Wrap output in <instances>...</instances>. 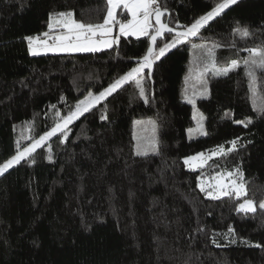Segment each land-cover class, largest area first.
I'll return each instance as SVG.
<instances>
[{
  "label": "trees",
  "instance_id": "16d2710c",
  "mask_svg": "<svg viewBox=\"0 0 264 264\" xmlns=\"http://www.w3.org/2000/svg\"><path fill=\"white\" fill-rule=\"evenodd\" d=\"M217 2L159 0L172 27L191 25ZM106 8V0H0V163L17 141L23 147L38 138L57 112L64 116L145 54L149 36H121L97 52L29 54L25 38L49 31V14L73 11L79 21L102 23ZM237 27L251 35L240 38ZM190 39L203 47L186 41L154 65L144 81L148 104L126 84L70 125L66 138L57 134L37 149L35 163L0 176V264H264V210L237 212L234 197L211 199L197 187L201 174L239 167L247 198L264 199V113L254 109L243 69L244 49L264 46V0H239ZM214 45L219 66H241L227 76L205 74L207 98L198 96L196 106L207 135L189 139L192 107L182 91L204 60L210 65ZM256 74L259 104L264 72ZM138 117L156 121V152L134 154ZM247 119V128L234 122ZM237 137L236 151L204 169L184 165V157L227 149Z\"/></svg>",
  "mask_w": 264,
  "mask_h": 264
},
{
  "label": "snow or ice",
  "instance_id": "6c2138e0",
  "mask_svg": "<svg viewBox=\"0 0 264 264\" xmlns=\"http://www.w3.org/2000/svg\"><path fill=\"white\" fill-rule=\"evenodd\" d=\"M239 0H218L217 3L207 11L205 14L195 19L189 26L177 25V27H183L182 31H176L175 36L169 42L163 44L158 48H154L159 37H163L165 33H172L173 28L169 27L168 22H164L162 17L165 16L167 9L162 8L159 0H106V14L104 15L102 23L83 22L74 18L73 11L57 12L49 14L48 29L49 31L42 33L43 37L47 39H41L37 37H26L29 42L30 54L36 55L41 51L44 52H97L102 49L111 48L113 45L119 43L121 36H135L137 38L142 36H150L151 42L147 48L145 54L137 60L135 67H132L124 75L115 79L107 88L98 94L89 93L84 99L79 100L74 108L70 109L66 116H60L57 112L59 119L55 123V126L50 130L45 131L38 139H32L31 143L27 146H21L17 141L15 154L10 156L3 163H0V176L7 173L14 166L19 165L22 161H30L35 163L34 153L37 149L45 145L53 136L59 133L62 137L68 136L69 126L72 125L79 118L83 117L85 113H89L96 105L100 104L107 97L117 92L124 85L133 83L138 89L139 98L148 104L149 98L146 95V88L144 81L152 79L153 68L157 61H161V58L177 45H180L188 40L189 37H196L200 34L201 29L205 28L210 21L219 17L230 6L235 5ZM118 9L123 11L131 17L126 22L117 19ZM153 20L155 23L153 24ZM119 26V35L113 36V27ZM60 31L56 35H50V32ZM233 33L240 38H248L251 33L246 27H237L233 29ZM53 41L51 44L48 41ZM34 43L37 45L34 47ZM193 48L203 47V45H192ZM216 47L220 45H214L213 49L208 51V56L211 59L210 65H205L202 71L198 73V79L202 84V90L199 95L207 98L208 88L207 79L205 74L211 72L213 76H227L230 72L239 68L240 62L237 60H231L226 66H219L216 60L215 51ZM248 52V56L243 58V69L246 77L249 81V92L253 99V106L255 110L264 113V96H259V104L256 103L257 99V70L264 72V46L253 47L244 49ZM162 62V61H161ZM147 70V71H145ZM63 99V98H61ZM187 103L193 105L195 108L196 101L194 98L185 95ZM227 115V114H226ZM102 120L107 119V116L102 115ZM195 119V116H194ZM203 115L200 116L197 122V128H189L187 131L190 134L196 132L199 135H207L204 130ZM237 124H242L245 128L253 123L251 119L234 121ZM145 122L134 121V127L141 125ZM151 126V135L146 138L138 137L136 133H133V139L137 141L134 154L137 156L147 155L149 150L156 152L158 150V141L156 140V128L157 123L154 120L146 122ZM240 137L229 141L231 147L225 149L224 145H217L216 149L211 150L208 154L204 152L196 153L195 155L187 156L183 159L185 166H188L189 170L197 171L204 169L208 166L209 161H212L216 157H223L229 153L236 151ZM64 142L63 139L60 140ZM51 160V156L48 157ZM197 187L201 192H204L208 198L220 199L222 197H234L236 200L242 202L236 206L237 212L255 213L257 211V204L253 199L247 198V186L244 179V174L237 167L235 170H229L225 172L215 173L211 177H204L203 174L197 177ZM260 210H264V201L259 202ZM228 233L234 236V230L229 227ZM235 243V239L231 240ZM247 243V241H245ZM260 247V245H256Z\"/></svg>",
  "mask_w": 264,
  "mask_h": 264
},
{
  "label": "rangeland",
  "instance_id": "374dc122",
  "mask_svg": "<svg viewBox=\"0 0 264 264\" xmlns=\"http://www.w3.org/2000/svg\"><path fill=\"white\" fill-rule=\"evenodd\" d=\"M118 11V13H120L118 16H117V19H120V20H123V21H127L128 19H131V17L130 16H128L124 11H123V9H118L117 10ZM60 30H58L57 32H50V35H56V34H58V32H59ZM117 35H119V26L118 25H115L114 27H113V36L115 37V36H117ZM38 35H35V36H32V37H37ZM175 35H172V38L170 39V40H168L167 42H169V41H171L172 39H173V37H174ZM42 40L43 39H47L46 37H43V36H39ZM135 37V36H134ZM187 41H190V42H192L191 41V39L190 38H188V40ZM53 41H51V40H49L48 41V43L49 44H51ZM186 42V41H185ZM200 42V41H199ZM166 43V42H165ZM193 44H196V42L194 43V42H192ZM202 43V42H201ZM27 45H28V52H29V42H28V40H27ZM34 47H36L37 45L34 43V45H33ZM53 53H73V52H44V51H41L39 54H53ZM29 54H30V52H29ZM31 55H33V54H31ZM36 55H38V54H36ZM211 63V62H210ZM205 60H204V66H202V67H198L197 69H195L194 70V72H193V80H191L192 82L195 80V81H197L198 83L200 82V80L198 79V73H199V71H202L203 69H204V67H205ZM136 66V65H135ZM134 66V67H135ZM125 74V73H124ZM124 74H122V75H124ZM121 75V76H122ZM120 77V76H119ZM118 78V77H117ZM116 78V79H117ZM113 82V81H112ZM111 82V83H112ZM190 83V84H186L185 85V87H184V89H183V91H182V94H183V99L185 100V95L187 94L189 97H192V98H194L195 99V101H196V98L198 97V96H200L199 95V93L201 92V90H202V87L200 86V84L199 85H196L195 86V84L194 83ZM110 83V84H111ZM109 86V84L105 87V88H107ZM105 88H103L102 90H100L99 92H101V91H103ZM99 92H87L84 96H82V97H80L78 100H77V102L79 101V100H82V99H84L89 93H93V94H98ZM76 102V103H77ZM191 107H192V119H193V124H192V126H190L189 128H192V129H196L197 128V122L199 121V118H200V116L201 115H203L202 114V112L197 108V106H196V104H195V108L193 107V105H191ZM68 114V113H67ZM67 114H65L64 116H66ZM194 116H195V119H194ZM149 120H154L152 117H138V118H135V119H133V133L135 132L136 133V135L138 136V137H143V138H145V142H146V138L147 137H149L150 135H151V126L150 125H148L146 122L147 121H149ZM134 121H142V122H145V123H143V124H141V125H136L135 127H134ZM155 121V120H154ZM202 123H203V126H204V119H203V121H202ZM55 126V125H54ZM53 127V126H52ZM188 128V129H189ZM187 129V130H188ZM48 130H50V129H48ZM47 130V131H48ZM204 130H205V127H204ZM206 131V130H205ZM57 134H59V133H57ZM156 135V134H155ZM197 136H200L198 133H196V132H194V133H192L191 134V137H190V134L188 133V131H187V138H189V139H191V138H194V137H197ZM39 138V137H38ZM38 138H36V139H38ZM31 143V142H30ZM133 144H134V150H135V146H136V144H137V141L136 140H134L133 139ZM28 145V144H27ZM26 145V146H27ZM151 152H153V151H151V150H149L147 153H151ZM200 153V152H199ZM204 153H206V154H208L209 152H204ZM15 154V153H14ZM14 154H12V155H14ZM11 155V156H12ZM192 155H195V154H192ZM189 156H191V155H189ZM187 157V156H186ZM9 158V157H8ZM7 158V159H8ZM185 158V157H184ZM183 158V159H184ZM7 159H5V160H7ZM5 160H3L1 163H3ZM187 168H188V166H186ZM204 177H207V176H204ZM261 201H264V199L263 200H261ZM261 201H259V202H261ZM240 202H242V200H240ZM259 202L257 203V206L259 205Z\"/></svg>",
  "mask_w": 264,
  "mask_h": 264
},
{
  "label": "water",
  "instance_id": "95a60500",
  "mask_svg": "<svg viewBox=\"0 0 264 264\" xmlns=\"http://www.w3.org/2000/svg\"><path fill=\"white\" fill-rule=\"evenodd\" d=\"M165 15L168 17V16H169V12L167 11ZM162 20H163L164 22H168V19L164 20V17H162ZM154 23H155V21L153 20V24H154ZM169 27L173 28L174 31H173L172 33H165L164 36H163V37H159V38L157 39V41L160 40V39H163V38L165 37L166 34H173V35H175L176 31H182V30H183V28L172 27V26H170V25H169ZM189 38H195V37H189ZM148 42H149V44H148V47H149L150 42H151L150 36H149V38H148ZM156 44H157V43H156ZM154 48H156V45L154 46Z\"/></svg>",
  "mask_w": 264,
  "mask_h": 264
}]
</instances>
